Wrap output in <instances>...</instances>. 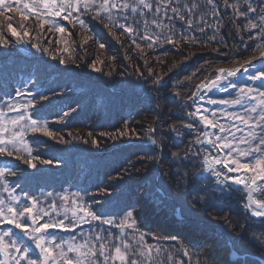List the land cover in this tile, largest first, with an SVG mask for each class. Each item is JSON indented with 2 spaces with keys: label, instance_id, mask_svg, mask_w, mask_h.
I'll return each instance as SVG.
<instances>
[{
  "label": "trees",
  "instance_id": "16d2710c",
  "mask_svg": "<svg viewBox=\"0 0 264 264\" xmlns=\"http://www.w3.org/2000/svg\"><path fill=\"white\" fill-rule=\"evenodd\" d=\"M147 2L152 4V11L141 9L140 13L130 14L127 21L120 20L121 23H138L140 35L145 32L147 22L148 33L161 36V42L151 49L147 47L148 42L140 41L137 36L143 52L136 49L126 35H120V30L114 28L116 35L110 34L99 21L92 19L91 12L74 14L85 21L90 32L59 18L56 23L65 28L64 33L48 32V25L38 30L34 19L24 21L15 10L8 13L11 21L0 17V24L6 26L11 22L22 31L19 24L24 23L30 32L21 43H12L7 48L0 46V108L34 98L38 110L34 115L46 120L56 133V139L40 136L39 142H33L29 134L33 156L39 157L34 161L37 168L30 169L14 157L8 158L19 171V175L7 178L8 183L16 188L17 195L23 198V193L27 192L45 208L53 199L61 203L60 196L72 199L73 194H78L75 198H82L98 213L112 215L119 214L126 205L136 211V190L149 183V190L162 201V206L174 214L180 211L181 224L195 227L200 233L197 241L186 242L176 232L144 229L136 214L138 228L148 243L171 247L176 260H183L184 264H218L207 251V242L213 240L216 249L242 256L238 264H263L264 245L253 241L251 236H260L264 221L245 210L243 190L231 194L227 188L222 191L215 178L204 171L205 145L195 144L196 136L183 125L191 122L198 130L202 129L196 118L187 116V112L194 109L193 93L197 85L214 79L218 68L240 66L241 61L259 56L256 46L264 43L257 39V31L238 30L232 23L236 19L233 10L226 8L223 0H214L216 15L207 0ZM238 3L247 7L243 2ZM253 3V7L259 9L261 0ZM192 4L198 7L192 9ZM5 36L10 41L16 39L6 31ZM167 36L178 42L175 45L164 42ZM87 37L91 38L85 44ZM29 40L48 48L66 63L60 64L59 59H53L49 53L32 48ZM57 40L61 43L57 44ZM65 40L67 45L63 43ZM99 43L106 47L99 48ZM65 46L69 53H62ZM98 60L104 61L102 65L98 63L101 72L89 67ZM109 72L111 75H107ZM158 77L163 78L159 85L154 83ZM17 90L23 94L17 95ZM40 94L46 95L48 100H41ZM233 97L235 95H230L228 99ZM65 112L69 115L61 120ZM141 119L148 127L139 133L135 122ZM149 127H154L156 132L149 134ZM173 127L175 132L170 130ZM81 128L87 131L84 139L76 131ZM120 131L128 134L111 138ZM148 135L157 139L159 149L148 143ZM60 137L66 143H60ZM92 139L97 140L98 147L92 145ZM125 140L137 141L122 144ZM112 143L117 147L109 150ZM198 151L199 156L193 155ZM172 153H177V157L173 158ZM39 160L53 163L41 164ZM47 193L52 196L48 197ZM8 227L0 225V231ZM95 231L93 222L78 226L75 232L57 230L55 234L66 240L73 236L79 240L82 234ZM109 231L116 232V229L109 228ZM172 235L178 239L174 242L163 239ZM31 247L34 251L35 246ZM177 248L181 249L180 253H176ZM183 249L189 252L188 257L182 255Z\"/></svg>",
  "mask_w": 264,
  "mask_h": 264
},
{
  "label": "snow or ice",
  "instance_id": "6c2138e0",
  "mask_svg": "<svg viewBox=\"0 0 264 264\" xmlns=\"http://www.w3.org/2000/svg\"><path fill=\"white\" fill-rule=\"evenodd\" d=\"M207 4L212 6V13L216 15L217 6L214 0H207ZM223 5L233 10L236 19L232 20V23L237 25L239 31L258 30L261 40H264V0H261L259 9L253 7L251 3H248L245 8L238 2L230 3V0H223ZM197 7L196 4L191 6L192 9ZM141 9L152 11L153 6L147 0H99V3L97 0H0V17L11 21L12 17L8 13L15 10L24 21L34 19L37 22L35 28L38 30H44L48 25V32H65V28L56 23V18L79 24L81 29L90 32L91 29L87 28L85 21L74 14L81 11L85 14L91 12L93 13L92 19L99 21L110 34L116 35L113 32L114 28L120 30V35H126L131 44L143 52L137 36L140 41L148 42L149 49L161 42V36L149 34L147 22H145V32L142 35L138 31V23L134 25L120 22L121 19L127 21L130 14L140 13ZM159 10V7L155 9L157 12ZM172 11L176 12V9L173 8ZM122 13L123 16L120 15ZM249 13H253L254 16L249 17ZM183 18L181 16V19ZM238 20H242V23H237ZM188 23L191 26V21ZM19 29L22 31L13 27L11 22L6 26L0 24V46L7 48L10 44L21 43L30 36L28 25L21 23ZM5 31L15 37V41L6 38ZM200 31L203 32L204 29L201 28ZM71 35L69 33V36ZM90 38H85L83 42L86 44ZM241 39L243 40V36ZM28 42L31 43V40ZM164 42L175 45L178 41L172 36H167L164 37ZM56 43L59 44L61 41L57 40ZM63 43L67 45L68 41L65 40ZM31 46L37 51L49 53L53 59H59L60 64L66 63L64 58L51 53L46 47L41 48L39 43H31ZM105 47V44L99 43V48L104 49ZM255 50L259 51V57L254 56L234 69L218 68L215 78L202 85L209 91L216 87L227 91L223 81L228 77H235L241 68L247 72L246 65H252L253 60L259 59L260 67L248 76V80L260 81V87L240 86L230 82L232 88L238 89L235 97L209 101L212 104L233 106H242L244 101H249L250 106L245 109L243 116L236 113L228 114L246 126V136L242 135L238 138L230 129L220 124L216 120L215 111L211 114L212 118H209L197 107L195 111L187 112V116L198 119L203 129L210 127L218 129L220 133L215 135L200 129V134L195 138V144L211 145L212 149L223 153V158H221L220 155H214L212 151L205 149L202 157L204 171L216 179L222 191L227 188L231 194L243 190L245 210H250L253 217L264 221V44L257 45ZM61 51L69 53V48L65 46ZM98 63L102 65L104 61H93L89 67L93 71L101 72L102 69ZM149 72L151 73V70ZM107 75H111V72ZM162 79L158 77L154 83L159 85ZM199 87L201 85H197V88ZM22 94L20 90H17V95ZM176 95L178 96L179 93ZM195 95L197 93H193V96ZM40 99L48 100V97L40 94ZM37 111L34 98L26 103L6 104L5 108H0V158H3L0 160V192L3 193L0 194V225L9 226L6 230L0 231V264H184L183 260H176V254L173 253L171 247L165 248L159 244L153 245L147 242L145 235L138 228L135 209L130 205L120 209L119 214L112 215L98 213L82 198H75L78 194H73L72 199L67 195L60 196L58 199L61 203L59 204L53 199L47 208L40 206V201L27 192L23 193V198L17 195L16 188L9 185L7 178L19 175L18 166L12 164L8 158L14 157L28 168L36 169L37 164L34 161L39 157L33 156L28 140L29 134H32L33 142H39L40 136L56 139V133L50 129L47 121L34 115ZM72 111L75 112L76 109ZM10 112H15L16 115L9 116ZM68 115L69 113L65 112L60 119L63 120ZM183 127L192 131L195 129V124L185 123ZM232 127L241 131L235 124ZM257 129L260 130L259 133ZM170 130L175 132L174 127ZM155 132L154 127L148 128L149 134ZM127 134L126 131H120L116 135L102 133V135H111L112 139ZM213 135L215 139L212 138ZM147 139L157 149L161 147L153 135H148ZM59 142L66 143L63 137L59 138ZM83 142L88 143L87 140ZM91 143L93 146H99L96 139H92ZM193 155L199 156L200 152ZM172 157L176 158L177 153H172ZM156 162L158 164L159 160ZM39 163L52 164L53 161L39 160ZM233 173L236 175H230ZM102 191L106 194V190L102 189ZM47 196L51 197L52 193H47ZM94 203L99 202L94 201ZM93 222L96 223V231L82 234L79 240L75 236L66 240L55 234L57 230L75 232L78 226L92 225ZM109 228H115L116 232L109 231ZM152 238L158 239L155 236ZM163 239L174 242L178 237L172 235ZM251 239L264 245V225H262L260 236L253 234ZM31 245L35 246L34 251ZM180 252L181 249L177 248L176 253ZM182 255L188 257L190 254L187 249H183Z\"/></svg>",
  "mask_w": 264,
  "mask_h": 264
},
{
  "label": "rangeland",
  "instance_id": "374dc122",
  "mask_svg": "<svg viewBox=\"0 0 264 264\" xmlns=\"http://www.w3.org/2000/svg\"><path fill=\"white\" fill-rule=\"evenodd\" d=\"M239 1L245 3L246 5L248 3H251L252 6H253V4H254L253 2L256 1V0H232L233 3H236V2H239ZM253 16H254L253 13H249V17H253ZM253 31H257L256 37L260 41L261 38H260L259 31L258 30H253ZM260 42L264 43V40H261ZM250 59H252V57ZM247 60H249V58ZM241 62L242 63L240 65H243L245 61H241ZM236 67H240V66H236ZM232 68H235V67H232ZM244 85H251L253 87H260V81H250L249 80L247 83H245V84H243L241 86H244ZM237 93H238V89H236V91L232 92V94H230V95H235L236 96ZM228 98H229V96L226 97V98H220V99L213 98L212 100L220 101V100H226ZM249 106H250L249 101H244L242 106H233V105H228V104L216 103V104H212V108L209 109V111L206 112V113H207V116H209V118H212L211 114H212L213 111H215L216 114H217L216 115V120H218L220 124L224 125L225 128L230 129L231 132L235 133V135L239 138L242 135H244V136L247 135V128H246L245 125L241 124V122L239 120H235L234 117H232V116H230L228 114L229 113H236V114H239V115L243 116L245 114V109L248 108ZM197 107H198V102H197V105H196V102H195L194 111L196 110ZM139 122H141V124H140L141 127L137 126V124ZM233 124L237 125L241 129V131H237L236 127H232ZM147 125H148V123L146 121L142 120V119L138 120L137 122H135V126H137V130H138L139 133L142 132L143 128L148 127ZM76 131L80 134V136H82L83 139L85 138V135L87 133L86 129L81 128V129H76ZM192 132L196 136L200 134V132L196 128ZM219 134H220L219 130L217 129L216 135H219ZM229 138H231V137H229ZM130 142H132V141H130ZM115 145H116L115 143L114 144L113 143L110 144L109 147H108L109 150L114 148ZM148 191H149V195H148L147 198H150L153 201V203H155L154 205H155V207L158 208L157 209L158 212H159V210L161 211L162 208L159 209V207H162L160 205V201H158L156 199V196L154 194H152L151 190L148 189ZM143 200H144V198H142V195H141L140 198L138 199L139 206H137V211H135L136 214H137V220L140 223V225L146 230H148L150 228H158L159 229L160 227L162 228V226H163L164 230L170 229L169 226L166 227V225L164 223H161L160 221H158V218L156 217L157 215L156 216H152L151 212H149V214L148 213L145 214L146 210L142 211L143 206H144V204H143L144 201ZM162 212H163V210H162ZM171 217H174L176 223L179 222V220H177L175 215L171 214ZM166 220L168 221L169 219L167 218ZM176 223H174L173 225L176 226ZM173 225H172V227H174ZM175 229H178V228L176 227ZM159 230H161V229H159ZM194 237H197V236L195 235ZM209 241H213V240H209ZM207 243H210V242H207ZM208 245L209 244H207V251L209 252V256L212 258V260L215 263H218V264H227L228 263V262L223 261V260L220 261V256H221V253H222L221 251H223V250H220V249L218 250L217 249L216 250L217 253L214 255L208 249ZM228 253H230V252H228ZM231 254L234 255L235 252H231ZM216 257L219 258V259H216ZM234 262H237V257H236V260ZM238 263L239 262H237V264Z\"/></svg>",
  "mask_w": 264,
  "mask_h": 264
},
{
  "label": "bare ground",
  "instance_id": "6f19581e",
  "mask_svg": "<svg viewBox=\"0 0 264 264\" xmlns=\"http://www.w3.org/2000/svg\"><path fill=\"white\" fill-rule=\"evenodd\" d=\"M259 57V56H258ZM246 67L248 68V71L245 72L244 70H242V72H240V74L236 75L233 79H230V78H227L226 80V84L224 85L225 87H227V91H224L222 89H220V94H226V93H230V91H235L237 88H232L230 86V82L232 83H236L237 85H243L245 83H247L249 80H248V76L250 74H252L256 68L260 67V61L259 59H256L255 62L252 63V65H246ZM212 100L211 97H208V96H205L204 94H199L198 97H197V102H198V107L200 108L201 110V113L204 114V115H207L206 112L209 111V109L212 108V103H209V101ZM141 122H139L137 124V126L141 127ZM213 138V137H212ZM125 143V142H124ZM210 149H212V146L211 145H208ZM214 150V149H213ZM214 155H219L218 151L214 150ZM225 173L227 174L226 170H225ZM230 175H233V174H230ZM234 175H236L234 173ZM142 195V198H144V206H143V209L142 211H145V214H149V212H151L152 216H156L158 218V221H160L161 223H164L165 225L169 226V228L172 229V225L175 222V219L174 217H171V214L166 210V209H162L159 212L157 211V207H155V203H153V201L150 199V198H147L148 197V191H147V188H143L141 189V193ZM161 209V207L159 208ZM169 219L168 221L166 219ZM166 222V223H165ZM178 223V222H177ZM176 223V225H177ZM174 226V225H173ZM197 232V231H195ZM191 236V235H190ZM189 237V236H188ZM208 249L210 250L211 253H213L214 255L217 253L216 252V246H215V243L213 242H210L209 245H208ZM221 256H220V261L223 260V261H226L228 262L227 264H237L236 262H234L236 260V255H232L231 253H228L227 251L223 252L221 251ZM216 259H219L216 257Z\"/></svg>",
  "mask_w": 264,
  "mask_h": 264
},
{
  "label": "water",
  "instance_id": "95a60500",
  "mask_svg": "<svg viewBox=\"0 0 264 264\" xmlns=\"http://www.w3.org/2000/svg\"><path fill=\"white\" fill-rule=\"evenodd\" d=\"M256 60H254L253 62H255ZM241 66V65H240ZM242 70H243V68H241V71L240 72H242ZM240 72H238L237 73V75L238 74H240ZM228 78H230V79H233L234 77H228ZM226 80L227 79H225L224 81H223V85H225L226 84ZM220 87H216V88H212L210 91L207 89V88H203V91H204V93H205V95L206 96H210V97H213V98H225V97H227L228 95H230V93L232 92V91H230V93H226V94H220Z\"/></svg>",
  "mask_w": 264,
  "mask_h": 264
},
{
  "label": "built area",
  "instance_id": "2783aa9c",
  "mask_svg": "<svg viewBox=\"0 0 264 264\" xmlns=\"http://www.w3.org/2000/svg\"><path fill=\"white\" fill-rule=\"evenodd\" d=\"M197 231V232H195ZM183 232H184V237L188 238V239H191V240H194L196 239L197 237H194L195 235L198 236V233L199 231L197 229H192L190 227H186L183 229ZM191 235V236H190ZM189 236V237H188Z\"/></svg>",
  "mask_w": 264,
  "mask_h": 264
}]
</instances>
